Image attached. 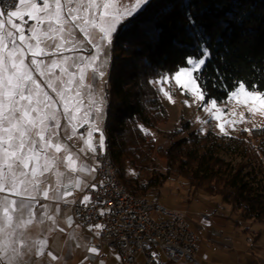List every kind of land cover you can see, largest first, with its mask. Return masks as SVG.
<instances>
[{"label":"snow or ice","instance_id":"6c2138e0","mask_svg":"<svg viewBox=\"0 0 264 264\" xmlns=\"http://www.w3.org/2000/svg\"><path fill=\"white\" fill-rule=\"evenodd\" d=\"M150 3L151 0H19L16 10L7 13V26L2 18L5 13L0 11V264H30L33 256L43 257L48 238H34L31 228L50 221L52 226L47 231L51 233L58 225L49 205L40 204V200L56 201L58 214L60 201L75 203L67 199L72 195L70 188L83 191L89 187L77 174L94 173L99 161L96 167L81 162L68 141L84 140L87 150L82 147L79 152L85 155L106 152L104 133L99 127L106 100L103 88L86 85L85 77L91 70L94 80L105 82L108 49L114 36ZM187 18L195 24L190 13ZM77 31L82 39L76 38ZM210 59V49L201 44L197 55L186 56L183 66L152 83L172 100L164 85L174 82L182 94L200 101L205 111L223 113L203 87V72ZM206 98L208 103L204 104ZM233 101L254 115L264 111V90L237 81L226 103ZM213 116L220 119L215 113ZM86 124L89 128L85 137L79 128ZM217 126L228 135L223 123ZM94 132L99 133L96 144ZM49 175L55 177L54 183L47 182ZM90 202L89 195L81 200L85 207ZM37 205L41 209L39 218ZM110 211L102 208L100 215ZM66 222L71 227L72 217H67ZM89 227L99 235L106 225ZM89 251L99 253L96 247ZM47 256L52 261L59 259L51 251Z\"/></svg>","mask_w":264,"mask_h":264},{"label":"trees","instance_id":"16d2710c","mask_svg":"<svg viewBox=\"0 0 264 264\" xmlns=\"http://www.w3.org/2000/svg\"><path fill=\"white\" fill-rule=\"evenodd\" d=\"M113 42L105 133L126 187L148 197L153 178L129 174L149 168L159 154L191 187L222 196L237 222H264V126L218 135L191 130L187 122L188 134L167 149L150 133L170 118L152 81L183 66L201 44L211 52L203 72L208 98L227 99L237 81L264 90V0H151Z\"/></svg>","mask_w":264,"mask_h":264},{"label":"rangeland","instance_id":"374dc122","mask_svg":"<svg viewBox=\"0 0 264 264\" xmlns=\"http://www.w3.org/2000/svg\"><path fill=\"white\" fill-rule=\"evenodd\" d=\"M2 18L5 19L4 17ZM76 38L82 39V36L78 31L76 32ZM85 46L90 48L87 44H85ZM114 49L115 44L112 42L111 47L108 49L109 62L106 68V75L103 78L105 82L101 83L99 80H94L91 70H88L84 81L86 85L90 84L94 89L100 87L103 88L106 107L105 115L99 124L103 133H105L104 130L108 116V89L110 85L109 72L113 54L115 53ZM67 54L77 55L78 53ZM84 54L87 55L88 53ZM156 86L158 87L161 98L169 111L170 118L167 122L157 124L155 128L150 130V133L156 139L157 146L162 147L163 149H167L174 140H178L188 134V130H185V124L187 122L191 124V130H196L201 134L214 133L218 135H225L217 126L218 123H223L225 131L230 135H239L245 129L251 130L256 127L264 126V111L257 112L253 115L249 112L247 107L238 102L233 101L226 103L228 98L223 101L216 100L218 105L223 109V113L218 112L215 109L205 111L203 104L200 101L195 100L193 96L187 93L182 94L181 89L177 87L174 82L164 85L165 90L171 93L172 100H169L164 95L160 90L159 85ZM185 101H188V103L186 104ZM84 103L85 105L87 104V99H85ZM203 103L207 104L208 101L205 100ZM213 113L219 116L220 119H215ZM241 114H243V116ZM241 120H243V122H241ZM204 121L207 122L205 123ZM229 121L235 122L234 127L228 123ZM62 123H64L63 120ZM175 129H183V131L172 137L171 133ZM86 131L85 137L87 134ZM93 135H96V141L94 143L96 144V142L98 143L99 141V133L95 132ZM129 175L139 176L140 179H144L145 182L153 178L154 189L149 192L148 197L157 196L162 205L168 209L186 211L187 220L197 233L200 247H202L198 257H200L203 250L212 254L213 250L216 249V241H225L227 237L242 242L243 245L255 250L257 247H254L253 243H249L247 238L251 237L254 241L255 235L260 233L258 244L264 246V222L249 220H239L237 222L236 220L239 216L231 210V206L223 200L222 196L212 195L203 189H195L191 187L184 177L179 176L175 172H171L167 168L166 158L159 156V154H157L155 162L150 165L149 168L141 171L133 170ZM215 213H217L218 216H215ZM203 216H208V218L209 216L211 217V225L207 228L206 226H201L200 219ZM239 222H243L246 225H249V227L245 228L244 225L237 224ZM217 250H220L218 246ZM218 252H221V250ZM257 264H264V260H258Z\"/></svg>","mask_w":264,"mask_h":264},{"label":"built area","instance_id":"2783aa9c","mask_svg":"<svg viewBox=\"0 0 264 264\" xmlns=\"http://www.w3.org/2000/svg\"><path fill=\"white\" fill-rule=\"evenodd\" d=\"M18 3L19 0L0 2L5 19ZM88 127L86 124L79 133H85ZM92 155L85 158L91 161ZM95 157L99 167L92 185L96 188L86 190L92 202L87 207L81 203L82 199L72 204L63 203L64 207H72L75 221L85 228L93 224L106 225L90 242L91 247L100 250L110 247L116 259L124 264H202L197 257L199 237L187 220L186 211L168 209L158 197H153L152 203L129 197L114 183L105 153ZM102 208L111 211L101 216ZM166 212H173V220H166Z\"/></svg>","mask_w":264,"mask_h":264},{"label":"crops","instance_id":"0c3cea01","mask_svg":"<svg viewBox=\"0 0 264 264\" xmlns=\"http://www.w3.org/2000/svg\"><path fill=\"white\" fill-rule=\"evenodd\" d=\"M13 20H15V22H18L16 18H13ZM6 25H7V19H6ZM104 131H106V126ZM104 134H105L104 137L106 138V133ZM93 137H94L93 143H95L96 135H93ZM68 144L72 146L73 151L78 152L81 162L86 163L90 167L97 166L98 160L94 155L91 154V152L87 153V155H92L91 161H88L85 158L86 155L84 153L79 152V149L82 147L87 150L84 140L79 138H74L72 141H68ZM77 175H79L84 181L87 182V184L90 187V191L93 190V188H91V185L92 182L96 180L97 171H95L92 174H88L85 172V173H78ZM47 182L54 183L55 177L49 175L47 178ZM89 187L84 188L83 191L79 189L70 188L69 191H72V195L67 197V199L77 201L78 199H83L85 195L90 196V193L86 192V190ZM40 204L49 205L50 209L52 210V214L56 215V221L58 227L56 228V230L49 233L47 229L52 225L50 221H46L45 224L42 226L31 228V235L34 238L36 237L43 238L44 236H47L48 248L46 249L45 255L43 257L33 256L31 258L30 264H101V262H103V264H124L123 262H120L118 261V259H116V257L114 256L115 251L108 246H104L102 250L99 249L98 254L89 251V249L91 248L90 242L94 240L95 237H98L100 234L97 235L95 230H91L90 228H85L82 224L77 223L74 219L73 210L71 206L64 207L63 201H60L59 202L60 211L58 214H56L55 213V208L57 206L56 201L41 199ZM40 212L41 209L39 205H37L36 207L37 218H39ZM214 215L218 216L217 213H215ZM69 216L72 217L73 219V223L71 227H69V225L66 222L67 217ZM200 223L201 226H206L207 228L209 225H211L210 224L211 217L209 216L208 218V216H203L200 219ZM237 224H242L244 225L245 228L249 227V225H246L243 222H239ZM77 225H79V227H77ZM59 228H63L65 229V231L60 232ZM259 236L260 233L256 234L254 237L255 238L254 241L252 240L251 237L247 238L249 243L251 244L253 243L254 247H257L255 250L250 249L246 245H243L242 242H239L237 240H232L227 237L225 241L222 240L216 241L217 242L215 243L216 249L213 250L212 254H210L206 250H203L200 257L198 256L201 252L202 247H200L199 244V251L197 253V257L202 264H229V263L257 264L258 260L261 261L264 260V246L258 244ZM217 246L220 248L221 252H218L220 250H217ZM47 251L53 252V254L56 255L59 259L57 261H52L51 258L47 256ZM180 264H186V263L181 262Z\"/></svg>","mask_w":264,"mask_h":264},{"label":"bare ground","instance_id":"6f19581e","mask_svg":"<svg viewBox=\"0 0 264 264\" xmlns=\"http://www.w3.org/2000/svg\"><path fill=\"white\" fill-rule=\"evenodd\" d=\"M0 2H7V0H0ZM105 146H106V152H105V159L108 163V166L111 169V174L114 183L118 184L123 189V192L128 194L129 197L136 199V200H142L144 203H152L153 197L157 196H152V197H144V196H137L133 192H131L122 179L120 178V170L119 167L115 164L113 160V142L110 137L106 135L105 138ZM166 220H173V212H166Z\"/></svg>","mask_w":264,"mask_h":264}]
</instances>
